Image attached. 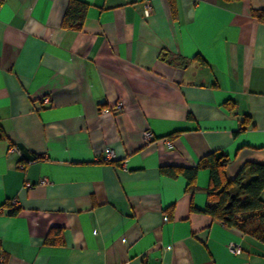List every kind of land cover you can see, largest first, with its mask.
<instances>
[{"label":"crops","instance_id":"0c3cea01","mask_svg":"<svg viewBox=\"0 0 264 264\" xmlns=\"http://www.w3.org/2000/svg\"><path fill=\"white\" fill-rule=\"evenodd\" d=\"M70 4L76 20L87 8L80 30L62 26ZM262 9L5 0L0 264H264V244L203 213L208 171L195 192L160 171L214 151L229 156L228 179L264 165V24L252 16Z\"/></svg>","mask_w":264,"mask_h":264},{"label":"trees","instance_id":"16d2710c","mask_svg":"<svg viewBox=\"0 0 264 264\" xmlns=\"http://www.w3.org/2000/svg\"><path fill=\"white\" fill-rule=\"evenodd\" d=\"M4 1L0 0V7ZM220 1L231 3L241 0ZM72 4L69 5L65 13L62 26L80 30L82 18L87 8L84 5L80 6L84 13L82 12L83 15L80 16V20H76L72 17ZM252 16L264 24V9L252 11ZM229 162L230 158L226 153L214 151L203 156L196 167H162L160 171L172 178L179 175L186 178L188 192L197 190L198 172L200 170L208 171L209 182L205 189L208 204L203 213L221 222L224 226L238 229L264 244V201L261 198L264 192V165L247 162L233 179H228L226 167ZM15 213L16 210L12 212V214Z\"/></svg>","mask_w":264,"mask_h":264},{"label":"built area","instance_id":"2783aa9c","mask_svg":"<svg viewBox=\"0 0 264 264\" xmlns=\"http://www.w3.org/2000/svg\"><path fill=\"white\" fill-rule=\"evenodd\" d=\"M142 13L144 15V17H148L151 13V5H150V2L149 1H144L143 4H142ZM49 100L47 98L44 99V102H48ZM122 108V105L120 103L116 104L115 105V110L119 111L121 110ZM142 139L144 142L146 143H149L151 141L154 140V136L151 132L149 131H144L143 134H142ZM8 153L9 154H19V148L18 146L16 145H11L10 148L8 149ZM21 168H23V165L21 164L20 165ZM48 181L46 179L42 180L40 182V184H47ZM13 204H15V201L13 202ZM228 249L235 255H239L241 253V248L234 244V243H231L228 245Z\"/></svg>","mask_w":264,"mask_h":264}]
</instances>
